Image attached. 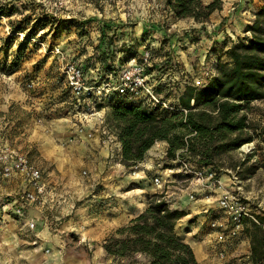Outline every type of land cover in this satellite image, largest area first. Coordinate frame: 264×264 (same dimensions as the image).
Returning <instances> with one entry per match:
<instances>
[{"label": "rangeland", "instance_id": "374dc122", "mask_svg": "<svg viewBox=\"0 0 264 264\" xmlns=\"http://www.w3.org/2000/svg\"><path fill=\"white\" fill-rule=\"evenodd\" d=\"M262 2L263 0H225V2L223 0V9L215 12V18L221 26L214 29L213 23L216 21L209 20V25L212 26L199 27L194 25L196 23L192 21V18H176L168 0H0V103H8L9 113L22 114L20 122L25 129L23 136L25 139L21 141V144L27 151L29 160L45 170L52 167L38 151L39 143H45L47 139H50L48 137L53 139L52 144L59 143L56 138L65 139L66 145L70 147L60 153L67 158L65 155L75 152L73 144L81 142L80 138L84 136L81 132L86 131V122L95 120L92 118L97 117L90 114L83 117L79 115L82 112L77 114V111L73 109V100L70 92L65 88L62 68L68 62L83 63L89 57L98 60L100 55L96 45L103 28L101 26L112 25V31L116 34V51L109 52L110 56H115L113 58L116 65L122 64L120 57L137 53L138 55L133 58H139L145 48H151L154 65L162 68L156 69V79L168 82L169 85L165 88L171 92L170 94L176 95L174 89L179 87L177 84L186 74L191 76L188 72L193 73L198 68L204 67V72L214 73V61L225 59L224 48L221 45L224 43L222 37L228 33L222 24L231 14L228 10L235 8L232 11L233 16L239 12V16H250L252 21L255 11ZM7 11L11 12V15L6 16ZM2 13L5 15H1ZM44 14L61 20L73 19L78 22H88L82 27L71 26L63 29L58 28L57 25L46 26L36 30L33 37H27L26 30L17 32L16 22L23 16L34 21ZM239 22L238 18L237 23ZM32 25L30 23V26ZM228 27L231 28V26ZM189 33L193 34V41L198 44H195L194 49L190 50L188 46L182 45L177 48V44L176 47L172 45L170 49L168 48L171 40L184 39ZM21 44L22 48H20ZM125 46H131L133 50L129 51ZM19 48L21 52L18 53ZM56 49H59V52H56ZM181 60H186V63H180ZM192 65H195L194 70ZM16 94L22 96L21 104L12 99L17 96ZM99 111L104 112L101 119L102 126L110 133H115L113 123L108 120L110 109L105 107L104 110ZM31 112L43 118L45 121L42 120V123L46 122L52 127L54 134L46 136V134L36 135L35 133L32 136L36 139L30 140L34 123L28 119ZM75 114L83 126L78 123L73 124L74 119L71 116ZM242 114L247 116L248 122L242 134L244 137L252 136V140L245 142L236 150L216 157L214 165L223 176L227 174V170L241 167V177L245 180L244 189L255 209L260 202H264V99L252 102ZM9 121H12V118H9ZM0 127H2L1 122ZM55 132H62V134ZM100 138L102 141L107 138V134H102L100 131ZM85 154L80 155L86 158ZM69 157L76 158V156ZM95 157L97 155L89 159L94 160ZM86 160L79 169L81 172L85 171V174L82 173L81 176L84 179L86 196L78 204L85 202L88 211L94 215L104 214L103 211L108 212L107 209L114 207L122 197L118 191L115 195L119 198L118 200L108 198L107 201L101 198L100 202L88 201L97 199L104 185L96 182L98 161L87 162ZM159 160L158 168L166 180L164 187L157 189L152 181L146 180L147 182L140 183L135 177L131 178V175L139 178L142 167H137L133 171L128 169L127 178L122 180L120 186L122 192L128 191V198L138 197L139 199V195L144 194V199L148 200L149 196L158 194L163 195L166 200L169 199V190L181 192L191 186V181L187 180L186 174L177 169L166 170L165 164L168 161L165 157H160ZM149 175L151 180L153 174ZM262 206L264 208V203ZM3 248L0 246V264H7ZM128 260L129 264L144 262L141 255Z\"/></svg>", "mask_w": 264, "mask_h": 264}, {"label": "crops", "instance_id": "0c3cea01", "mask_svg": "<svg viewBox=\"0 0 264 264\" xmlns=\"http://www.w3.org/2000/svg\"><path fill=\"white\" fill-rule=\"evenodd\" d=\"M228 18L223 21L224 25L222 24L228 33L222 37L224 43L221 46L224 48V52L236 41L237 37L244 35L247 23L251 21L250 16H239V12ZM238 18L240 19L239 23H237ZM210 20L216 21L213 23L214 29L220 28L221 25L218 24L219 21L216 20L215 13ZM192 21L195 20L192 19ZM195 23L194 25L199 27L212 26L209 25V21H195ZM188 35L178 41L171 40L168 48L170 49L172 45L176 47L177 44V48L182 45L188 46L190 50L194 49L197 42L193 41V34L189 33ZM180 63H186V60H181ZM192 66L194 70L195 65ZM204 69V67H200L193 73H188L191 74V79L199 80L204 77ZM177 85L179 87L174 90L180 96L184 87L182 80ZM12 99L19 104L22 103L20 95L14 96ZM7 107L8 103H0V122L2 124L0 134L3 142L26 153L27 151L21 144V141L25 139L23 137L25 129L20 122L22 114L9 113ZM103 113V111H99V114H96L97 117L92 118L95 120L86 122V131L81 132L83 134L80 133L84 135L80 138L81 142L73 144L75 152L66 153L67 158L62 155L63 153H60L70 147V145H66L65 139L56 138L59 143L52 144L53 139L48 137L50 139H47L45 143H39L40 156L49 161L52 167L45 170L31 161L42 172L45 194L41 203L27 205L23 209L22 217H16L13 211L20 194L27 189L26 181L17 175L0 180V246L4 247L7 264H129L128 258L108 256L102 244L119 227L126 225L144 211L148 200L144 199V194L139 195L138 199V197L128 198V191L122 192L121 182L127 178L126 172L129 168L121 163L120 141L117 144L102 143L101 141L100 128L103 125L101 120ZM28 116V119L34 122L30 140L36 139L32 136L35 133L36 135L46 134V136L54 134L52 127L46 122L42 123V120H45L38 117L36 113L31 112ZM71 117L74 119L73 124L78 123L83 126L76 114ZM9 118H12V121H9ZM55 133L62 134V132ZM88 136L92 138H87ZM166 148V142L154 145L148 151L146 158L138 165V167H142L139 171L142 173L141 176L137 178L131 175V178L135 177L140 183H145L146 180L153 183L155 176L162 175L163 177L158 166L160 165L159 159L163 157ZM84 153H86V158L80 155ZM94 155H97L94 160L89 159ZM69 156H76V158ZM85 159L87 162L98 161L95 173L96 182L104 185V189L97 195V199L88 201L100 202L101 198L106 200L116 198L118 200L119 198L115 196L118 191L122 197L114 207L107 209L108 212L103 211L104 214L94 215L88 211L85 202L78 204L86 196L84 179L81 176L85 171L79 170ZM166 170L173 171L175 169L167 168ZM149 174H153L151 180ZM167 175L169 176V174ZM223 179L229 181L227 175H224ZM228 183L230 184V182ZM191 190V187L181 192L169 190V199L166 200L172 209L186 212V215L177 224V232L192 246L199 264H264V258L258 263L252 259L254 222L245 221L244 229L237 238L224 243L218 242L216 233L210 226L211 220L218 212L217 192L198 188L195 192L196 199L192 200L189 197ZM246 194L248 193L246 192ZM263 203V201L260 202L255 208V211L259 213V218L264 217ZM28 221L35 223L33 229H29L25 224ZM141 258L144 261L142 264H148L146 257L141 255Z\"/></svg>", "mask_w": 264, "mask_h": 264}, {"label": "trees", "instance_id": "16d2710c", "mask_svg": "<svg viewBox=\"0 0 264 264\" xmlns=\"http://www.w3.org/2000/svg\"><path fill=\"white\" fill-rule=\"evenodd\" d=\"M168 4L176 18H192L196 22H207L216 11L223 9V0H168ZM3 13L1 15H5ZM8 13L6 16L11 15ZM87 22L61 20L44 14L34 21L23 16L16 22V28L17 32L26 30V36L33 37L36 30L46 26L57 25L63 29L82 27ZM101 27L96 45L98 60L89 57L82 63L87 73L96 70L106 74L117 70L115 56L109 55L116 51V34L110 24ZM20 46L22 48V44ZM125 47L133 50L131 46ZM137 55L129 54L119 60L124 64ZM224 56L225 59L214 61L215 72L203 85L189 82L183 85L179 103L188 110L187 114L180 109L150 108L127 96L110 95L105 105L110 109L108 120L113 123L121 142L123 165L134 169L158 141H166L168 163L165 168H179L180 163L173 161L180 156L194 167L217 169L216 157L252 140V136L242 134L248 124L247 116L242 113L252 102L264 99V0L255 11L254 19L247 24L244 35L237 37ZM159 67L154 65L151 70ZM165 86L160 84L158 92L164 91ZM102 106L99 104L97 108ZM191 129L196 131L195 135H190ZM161 197L163 195L149 196L144 211L104 240L102 247L108 256L126 259L142 255L148 259V264H199L192 246L177 232V224L186 212L172 209ZM260 219L264 224V217ZM254 225L252 259L258 263L264 258V229Z\"/></svg>", "mask_w": 264, "mask_h": 264}, {"label": "built area", "instance_id": "2783aa9c", "mask_svg": "<svg viewBox=\"0 0 264 264\" xmlns=\"http://www.w3.org/2000/svg\"><path fill=\"white\" fill-rule=\"evenodd\" d=\"M234 9L228 10L231 13L228 17L232 15ZM55 51L59 52V49ZM153 66L151 48H145L139 58L130 59L120 66L117 65V70L114 72L101 74L96 70H90V73H87L82 62L73 61L63 66L62 73L65 88L70 92L73 100V109L77 111V114L82 112L79 115L83 117L88 114H99V110L107 107L105 104L110 99V95L113 94L127 96L131 100L150 108L180 109L187 114L188 110L179 103V96L170 94L171 92L165 88L169 85L168 82L156 79V69L151 70ZM158 72L160 71L158 70ZM212 74L213 72L207 71L204 72L202 79L191 81H189V75L186 74L182 80V85L187 82L195 86L203 85ZM160 84L166 85L163 87L165 90L162 92H158L157 87ZM173 84H175V80H173ZM99 104L103 106L97 108ZM192 104H194V100H192ZM100 131L102 134H107V138L102 140L103 143H119L118 136L115 133H110L104 126L100 128ZM195 134L196 131L191 129L190 135ZM160 142L166 141H158L156 144ZM167 148L163 157L167 154ZM173 162L180 163V167L176 169L186 174L188 176L187 180L191 181L190 199H196L195 192L198 188L217 192L218 212L211 220L210 226L216 233L218 242L224 243L237 238L244 229L247 220L260 225L264 229L259 213L252 207L251 198L244 189L245 180L241 177L240 166L233 170H227L226 175L229 184L217 169L194 167L191 162L180 158V156ZM15 175L21 176L27 184V189L20 194L13 211V214L20 218L23 215V209L27 205L41 203L44 200L45 187L42 183V172L29 160L26 153L4 144L0 134V180ZM164 183L165 180L162 175L153 178V184L157 189H162ZM161 199H164V196ZM25 224L29 229H33L35 226L33 221H28Z\"/></svg>", "mask_w": 264, "mask_h": 264}]
</instances>
